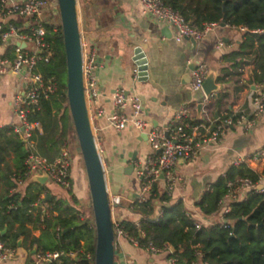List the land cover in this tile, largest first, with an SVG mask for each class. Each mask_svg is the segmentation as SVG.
<instances>
[{
	"label": "trees",
	"instance_id": "1",
	"mask_svg": "<svg viewBox=\"0 0 264 264\" xmlns=\"http://www.w3.org/2000/svg\"><path fill=\"white\" fill-rule=\"evenodd\" d=\"M163 1L198 28L209 22H225L229 27L245 28L236 49L222 57L226 65L220 69L216 79L218 83L232 82L233 91L237 92L244 85L248 87L264 80V0ZM59 20L60 17L56 24L43 23L46 30L44 40L50 46L52 55L47 61H38L35 71L45 81H54L57 89L46 96L40 94L36 105L27 106V121L36 122L41 128L30 131L28 140L34 141V144L30 147L14 127H0V182L3 180L7 186V190L0 193V232L7 229L0 235V242L16 247L21 241L30 256L33 248V254L76 251L74 257L62 255L52 264H94L96 232L90 194L88 205L91 214L86 215L84 205L70 188L67 189L70 201L54 195L47 198L50 194L47 186L27 181L23 176L25 159L30 152L53 160V155L60 150L69 129L73 127L67 101L66 58ZM9 23L16 24L12 20ZM5 56H13L10 47ZM245 66L251 68L248 79L243 82L241 75ZM225 96L226 93L220 89L211 100L214 99L219 106ZM217 111L219 119L214 123L224 117L236 122L241 114L249 116L246 105L236 111L227 108L222 114ZM210 115L213 118V113ZM192 122L209 124L201 117L194 118ZM10 154L13 155L14 168L6 164V156ZM238 178H248L258 185L260 173L246 163L229 167L203 192L197 204L201 214L209 216L222 213L224 207L220 200L228 191L227 182H235ZM19 180L27 183L23 192L17 190ZM41 194H44L43 198H40ZM169 202L170 195L166 191L157 192L154 184L145 201L128 205L130 211L140 215V219L118 220L126 238L129 241L137 240L141 248L149 242L158 248L169 245L178 264H264V190H249L229 203V211L222 215L223 221L207 226L200 224L199 228H196L199 222L180 200L175 204ZM40 203L49 207V212L41 222V209L35 205ZM158 204L160 209L155 214ZM38 224L42 225L41 234L38 237L31 236L28 225L35 227ZM13 228L15 230L11 232ZM32 260L29 258L27 264H32Z\"/></svg>",
	"mask_w": 264,
	"mask_h": 264
},
{
	"label": "crops",
	"instance_id": "2",
	"mask_svg": "<svg viewBox=\"0 0 264 264\" xmlns=\"http://www.w3.org/2000/svg\"><path fill=\"white\" fill-rule=\"evenodd\" d=\"M48 1L52 6L51 3L54 0ZM76 3L80 35L83 41L97 48L96 77L101 92L99 102L108 113L114 109L112 96L119 88L138 94L143 105L141 115L162 129L169 124L175 111L184 105L190 108L193 118L203 119L210 113H213L215 118V113L217 116L219 114L217 110L222 114L227 108L233 111L245 105L247 109L250 108L249 97L255 83L248 87L244 85L241 90L234 92L232 82L222 84L216 81L217 76L220 75V69L226 65L222 59L223 55L236 49L241 39L243 30L240 28L228 25L222 27L219 24L202 39L194 42L190 39L176 42L172 38L171 27L144 14L138 0H76ZM56 19L57 17L53 18V8L44 7L41 20L44 23L56 24ZM9 20L23 27L28 23L25 18L17 15L4 16L0 11V22L5 23ZM219 41L223 45H218ZM25 46L34 50L31 43ZM135 47H140L146 58V80L133 77L132 70L136 68V65L131 58ZM7 48L9 47L0 44V55H5ZM198 62L206 63L217 91L221 89L226 93V96L220 100L219 106L212 99L205 109V114L201 106L199 115L197 106L201 104L205 93L204 91L192 92L189 88L191 72ZM250 68L249 66L243 68L241 75L243 82L248 79ZM23 74V72L16 74L12 71L0 74V127L4 125L14 127L19 124L15 115L14 100L17 96L23 95L26 90ZM92 127L99 147L102 152H106L109 160L104 164L105 168L110 166V169L105 171L107 191L121 196V203L115 208L112 216L117 220L138 221L140 215L130 211L128 204L135 197L139 182L133 170L129 173L128 164L120 160V155L130 158L133 153H136L135 161L140 162L151 151V147L144 133L132 127L117 131L105 116L93 117ZM36 129L41 130L39 124ZM20 137L30 147L34 144V141L28 140L23 133H20ZM64 143L68 145L65 139L60 149ZM262 147H264V112L256 118L255 124L250 128L245 127L244 122L228 126L219 142L203 145L195 159L190 162L180 161L176 165L174 172L184 178L185 184L178 185L170 193L169 204H175L180 200L192 217L204 226L223 221L221 212L209 216L201 214L197 204L203 192L232 165L246 163L261 173L264 170V158L253 161L251 157ZM59 152L60 150L53 155L54 159ZM5 160L7 165L14 168L12 154L6 156ZM76 164L75 167L72 165L70 168L72 182L70 189L77 199L82 200L86 186L83 172ZM26 185V182L18 183L17 190L23 192ZM41 185L47 186V182ZM156 187L159 193L166 190L163 179L156 183ZM6 190L7 186L1 180L0 193ZM50 195L60 197L52 191ZM159 207V204L155 207V214L159 212ZM28 227L31 229V236L38 237L41 234L42 225L38 224L35 227L28 225ZM14 228L11 232L15 230ZM6 231L7 229L4 228L0 235ZM115 241L117 248L114 264L165 263L166 251L151 253L133 245L126 237L115 239ZM16 248L18 255L8 261L0 260V264H27L29 258H34L35 248L31 256L26 246L21 245V241Z\"/></svg>",
	"mask_w": 264,
	"mask_h": 264
},
{
	"label": "built area",
	"instance_id": "3",
	"mask_svg": "<svg viewBox=\"0 0 264 264\" xmlns=\"http://www.w3.org/2000/svg\"><path fill=\"white\" fill-rule=\"evenodd\" d=\"M138 1L142 6L144 14L152 19L164 22L171 27L172 38L176 42L190 38L194 40L202 39L209 31L219 25L214 22H209L202 28H198L191 25L180 13L165 4L163 0ZM47 4L48 0H0V11L4 16L17 15L28 21L25 27L9 23V21L5 23L0 22V44L10 47L13 55L12 57L0 55V74L8 71L16 74L24 73L23 77L26 83V90L23 95L17 96L14 100L15 115L19 123L14 126V129L18 133H23L26 138L29 137L30 131L38 126L36 122L29 123L27 121V106L36 105L40 94L46 96L48 93H52L57 89L54 81L51 79L45 81L42 75L35 71L38 61H47L52 55L50 46L44 40L46 30L43 25L44 21L41 20L42 11ZM51 4L53 6V12L59 16L57 1L54 0ZM239 28L243 31L245 30L244 27ZM81 40L83 86L91 123L93 117L105 116L110 125L117 131L132 127L144 133L151 147V151L143 160L134 162L133 173L138 179L139 188L133 200L129 202V206L134 202L141 203L145 201L152 186L160 179H163L166 187L165 191L170 195L178 185L185 184L184 178L174 172V168L180 161L190 162L195 159L203 145L209 142H219L225 129L234 123L244 122L245 127H252L255 124L256 118L264 112L263 80L262 82L255 83L254 88L251 90L249 97L250 108H248L249 116L245 117V115L241 114L236 122H233L230 117H224L222 119L220 118L219 122L214 123L215 120L219 119V116L212 118L211 115H208L205 118L209 123L208 125L204 123L194 124L192 122L194 118L190 108L184 105L175 111L169 124L162 129L153 125L141 115L143 105L138 94L130 93L123 88H119L113 93L112 102L114 109L111 113H108L99 102L101 92L96 77V69L98 66L97 48L83 41L82 37ZM22 42L25 45L31 43L34 46V50H30L26 46H21L20 43ZM218 45L221 46L223 44L219 41ZM132 74L134 79L139 78L137 68L132 70ZM208 74L209 69L206 63L198 62L191 72L190 90L192 92L203 91V83ZM215 92L213 91L209 95H205L202 99L201 106L204 114ZM97 147L99 154H101L102 149L98 143ZM261 158H264V147L251 157L253 161H258ZM24 164L23 176L26 180L31 179L33 176L45 174L48 180H52L67 189L71 187V161L66 143L62 145L59 155L55 159L49 160L47 157L36 152H30ZM19 183H23V180H19ZM258 185H261V188H258ZM258 185L248 178H238L235 182H227L228 191L220 200V204L224 207L222 215L229 211L228 205L231 201L238 199L249 190L253 189L260 192L264 190V170L260 173ZM43 197L44 194H41L40 198ZM108 201L111 210L114 237L115 239L126 237L123 227L112 216L115 208L121 203V196L108 192ZM35 205L41 209V222L44 215L49 212V207L43 203ZM199 227L200 223L196 224V228ZM140 234L143 236L144 233L141 232ZM130 242L139 247L137 240L132 239ZM170 248L167 244L158 248L150 242L144 246V249L151 253L166 251L167 257L164 264H178L177 257L172 255L173 249ZM17 255L16 247L0 242L1 261L11 260ZM62 255L74 257L76 251L35 253L32 264H52Z\"/></svg>",
	"mask_w": 264,
	"mask_h": 264
},
{
	"label": "water",
	"instance_id": "4",
	"mask_svg": "<svg viewBox=\"0 0 264 264\" xmlns=\"http://www.w3.org/2000/svg\"><path fill=\"white\" fill-rule=\"evenodd\" d=\"M56 1L66 58L68 107L84 164L96 232L94 264H114L115 237L112 228V217L105 175L106 169L109 170L110 166L105 168L104 165L105 162H109L106 152H102L101 154L98 152L96 138L86 104L82 77V40L78 25L77 3L76 0ZM220 25L223 27L226 24L225 22H221ZM190 41L194 42L195 40L190 38ZM20 45L24 47L25 43L22 42ZM131 60L138 70L139 80H146V58L140 47L134 48ZM203 91L205 95L217 91L213 78L209 74L204 80ZM200 111L201 104H198V115ZM216 116L217 114L215 113ZM144 137L147 140L145 134ZM135 155L136 153H133L130 158H125L124 155H120V160L128 164L127 168L129 169V173L133 170L136 160ZM31 181L45 184L48 181V177L45 174L33 176ZM258 188H261V185H258ZM49 196L50 194L47 195V198Z\"/></svg>",
	"mask_w": 264,
	"mask_h": 264
},
{
	"label": "rangeland",
	"instance_id": "5",
	"mask_svg": "<svg viewBox=\"0 0 264 264\" xmlns=\"http://www.w3.org/2000/svg\"><path fill=\"white\" fill-rule=\"evenodd\" d=\"M46 6H50L51 8H53L49 1L48 4ZM57 17V23H58V14H55L53 12V18ZM60 21V20H59ZM95 123V122H94ZM101 137V136H100ZM66 140H67V150L69 152V158L71 161V167L73 165V167H75V164L77 167H80L81 172H83V178L85 180V194H84V198L81 201V204L84 205L85 209H86V215H90L91 214V210H89V189H88V184H87V178H86V174H85V169H84V165H83V161H82V157H81V153H80V149H79V145H78V141H77V137L76 134L73 130V127H71L68 131V134L66 135ZM47 188H49L50 191L57 193L58 196L62 197L63 199H66L67 201H70V195L69 192L67 191L66 188H64L63 186L53 182L52 180H48L47 181ZM117 248V243L116 241L114 242V251ZM115 256V255H114Z\"/></svg>",
	"mask_w": 264,
	"mask_h": 264
}]
</instances>
